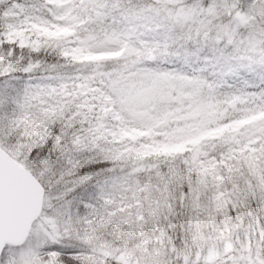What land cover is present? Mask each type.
Listing matches in <instances>:
<instances>
[{
  "label": "snow or ice",
  "instance_id": "obj_1",
  "mask_svg": "<svg viewBox=\"0 0 264 264\" xmlns=\"http://www.w3.org/2000/svg\"><path fill=\"white\" fill-rule=\"evenodd\" d=\"M3 157L0 264H264V0H8Z\"/></svg>",
  "mask_w": 264,
  "mask_h": 264
},
{
  "label": "rangeland",
  "instance_id": "obj_2",
  "mask_svg": "<svg viewBox=\"0 0 264 264\" xmlns=\"http://www.w3.org/2000/svg\"><path fill=\"white\" fill-rule=\"evenodd\" d=\"M172 3L175 6V4L178 3V0H172ZM249 21H250V18L247 17V16H241L240 17V23H241V25H247V24H249Z\"/></svg>",
  "mask_w": 264,
  "mask_h": 264
},
{
  "label": "trees",
  "instance_id": "obj_3",
  "mask_svg": "<svg viewBox=\"0 0 264 264\" xmlns=\"http://www.w3.org/2000/svg\"><path fill=\"white\" fill-rule=\"evenodd\" d=\"M3 1H4V2H3ZM7 2H8V0H2V2H1L2 5H1L0 7H2V6L4 5V3H7ZM144 139H145L146 141L151 142V140H152L153 138H152V137H149V136H145ZM145 151H146V153H147L148 155H151V154H152L150 148H146Z\"/></svg>",
  "mask_w": 264,
  "mask_h": 264
},
{
  "label": "water",
  "instance_id": "obj_4",
  "mask_svg": "<svg viewBox=\"0 0 264 264\" xmlns=\"http://www.w3.org/2000/svg\"><path fill=\"white\" fill-rule=\"evenodd\" d=\"M0 163L7 165L8 163L7 157H3V159H0ZM38 210H39V202H38V197H37V211Z\"/></svg>",
  "mask_w": 264,
  "mask_h": 264
}]
</instances>
